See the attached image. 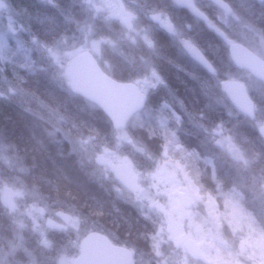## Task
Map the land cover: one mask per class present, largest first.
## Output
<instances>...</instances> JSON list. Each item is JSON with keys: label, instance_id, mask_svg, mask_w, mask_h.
<instances>
[{"label": "trees", "instance_id": "16d2710c", "mask_svg": "<svg viewBox=\"0 0 264 264\" xmlns=\"http://www.w3.org/2000/svg\"><path fill=\"white\" fill-rule=\"evenodd\" d=\"M125 1L135 6V17L142 25L144 12L167 14L174 31L183 36H172L148 21L142 28L152 42L148 47L128 42L119 22L106 19L84 0H2L14 15L18 36L0 37V170L15 188L39 196L55 212L70 213L88 225L89 232H100L132 250L134 264L180 263L176 259L181 253L172 242L162 244L164 241L156 237L157 224L127 196L117 194L113 184L99 180L77 152L78 145L87 140L114 147L116 132L96 106L71 92L64 73L43 51L108 40L112 44L102 46L99 62L111 78L137 84L151 67L162 79V84L149 92L145 110L130 122L131 138L153 158L162 147L175 144L177 150L166 152L169 162L185 169L202 191L221 204L239 192L248 213L243 216L246 227L223 218L226 245L220 256L234 258L237 264H252L257 258L255 238L264 235V198L251 200L252 194L243 190L249 186L250 173L247 176L246 171L236 168L208 137L213 127L225 125L228 135L253 160L249 166L252 174L264 179L262 136L247 120H231L217 103L224 97L222 83L244 81L229 59L227 42L232 37L218 22L212 30L187 12H180L171 0ZM195 1L207 9L208 2ZM224 1L246 27L264 38V3ZM215 31L225 32L227 39ZM182 39L201 50L214 67V76L182 51ZM237 42L251 48L244 41ZM260 106L264 114V103ZM226 207L231 210L229 204ZM15 226L0 200V241L5 240V245L12 241ZM51 239L55 245L64 244L57 234Z\"/></svg>", "mask_w": 264, "mask_h": 264}, {"label": "rangeland", "instance_id": "374dc122", "mask_svg": "<svg viewBox=\"0 0 264 264\" xmlns=\"http://www.w3.org/2000/svg\"><path fill=\"white\" fill-rule=\"evenodd\" d=\"M41 1L52 3V0ZM84 2L93 5L97 12L105 14L106 19L119 22L122 36L130 43L144 44L148 47L152 45L149 34L142 29L149 23L148 21L156 26L164 27L172 36H183L174 31L168 18L161 13L144 12L141 17L144 20L142 25V21H138L135 17V6L125 0H84ZM0 6H2L0 37L18 36L12 11L3 4L2 0H0ZM212 14L218 23L228 30L232 37L231 42L241 40L248 43L255 53L264 59V38L257 31L246 27L234 12L213 11ZM108 44L112 43L108 40H91L81 47L64 50L43 48V51L69 81L68 63L77 53L89 50L101 59V48ZM180 46L182 51L188 54L192 44L182 39ZM147 68V71L137 80V85L144 93L149 94L162 84V79L154 69ZM241 76L245 80L243 82L247 83L249 91L256 92V87H253L251 80L244 74ZM215 87L217 89V86ZM221 87L224 97L217 100L219 108L231 120L238 119L239 115L226 99V86L221 84ZM260 126L258 124L257 129ZM225 128V125L213 127L208 132L209 141L220 154L230 159L236 168L246 171L247 176L250 173L249 186L243 190L245 193L252 194L251 200L253 198L263 201L261 198H264V179L252 174L249 166L253 160H249L238 143L228 135L230 131L228 132ZM113 141L114 147H108L87 140L84 144L78 145L76 150L81 154L86 165L99 177V180L113 184V189L117 194L122 197L127 196L125 198L137 208H141L146 216L157 224L155 226L156 237L161 242L164 241L162 244L172 242L174 248L181 253L176 259L180 262L179 264H194L188 261V254L182 247L181 243L185 239L194 240L202 248L211 264H237L234 258L226 259L220 256V253L222 255V249L226 245L223 218L237 225L241 223V226L246 227L247 218L243 216H248V213L243 208L244 203L238 196L239 192L235 191L228 201L227 204L231 209L228 210L226 203L221 204L209 192L202 191L201 187L199 188L191 179L192 175L188 174L185 169L178 167L174 162H169L166 152L177 150L178 147L174 146L175 144L169 143L166 147H162L157 158H153L134 142L128 129L116 132ZM122 173L133 175L140 186L139 194L131 195L119 186L117 175ZM185 197H189L193 202V207L189 210L182 205ZM39 198L35 194H28L12 186L9 177L0 170V200L7 216L16 225L15 234L13 237L10 236L12 241L7 245H5V240L0 241V264H38L36 258L47 255L45 251L51 249V245H45L48 236L59 233L63 237L64 244L61 245V257L58 264H72L77 255L79 243L82 237L89 233L90 228L70 213L55 212L51 205ZM228 233L232 234V232ZM253 246L257 252V258L252 264H264L263 234L255 238Z\"/></svg>", "mask_w": 264, "mask_h": 264}, {"label": "water", "instance_id": "95a60500", "mask_svg": "<svg viewBox=\"0 0 264 264\" xmlns=\"http://www.w3.org/2000/svg\"><path fill=\"white\" fill-rule=\"evenodd\" d=\"M177 6L188 9L195 17L207 22L203 15L190 0H173ZM222 11L230 10L223 0H208ZM264 2V0H257ZM189 57L214 74V69L197 47L188 52ZM229 55L233 64L241 70H247L255 78L264 82V62L246 47L240 44L229 46ZM67 74L70 80L71 92L90 104L99 108L109 119L114 130L126 129L131 119L141 112L147 103V96L133 83H121L109 77L100 67L97 58L90 51L76 54L69 62ZM226 96L240 113L253 119L254 104L248 96L246 87L237 81L226 83ZM264 133V128L262 129ZM122 187L132 193L139 192V186L130 174L118 175ZM189 210L193 202L189 197L182 201ZM182 245L194 261L210 264L201 247L192 239H185ZM134 258L130 250L114 246L111 241L99 233L87 235L80 243L79 256L73 264H133Z\"/></svg>", "mask_w": 264, "mask_h": 264}, {"label": "flooded vegetation", "instance_id": "af4514ba", "mask_svg": "<svg viewBox=\"0 0 264 264\" xmlns=\"http://www.w3.org/2000/svg\"><path fill=\"white\" fill-rule=\"evenodd\" d=\"M192 1V3H193V5L203 14V15H205L206 17H207V19H208V21L207 22H204V21H202V20H200V19H198L197 17H195L188 9H186V8H181V7H178L176 4H175V2L173 1V0H171L170 1V4L172 5V6H174L175 8H177V9H179L180 10V12H183V13H188V14H190L191 16H192V18L193 19H195L196 21H199V22H201V23H203V24H205V25H209L210 27V29H214L213 28V24H216L218 21H217V19L215 18V16H213V14H212V12L213 11H218V12H221V11H219L215 6H213L212 4H210L209 2H208V5L210 6L209 8H204V7H201V6H199L198 4H196V1L195 0H191ZM204 1H206V0H204ZM256 2H258L257 0H255ZM207 2V1H206ZM258 3H260V4H263V3H261V2H258ZM210 13H209V12ZM231 11V10H230ZM222 13H228L227 11L226 12H222ZM213 16L212 17V20H210V18H209V16ZM163 16H165L166 18H168V20L170 21V19H169V17H168V15L167 14H163ZM216 22V23H215ZM170 23H171V21H170ZM172 24V23H171ZM217 24H219V23H217ZM157 27H160V28H163L164 29V27H161V26H157ZM165 31H166V29H164ZM216 30V29H215ZM215 34H217L218 36L220 35V36H224L223 38L226 40L227 39V37L226 36H228L225 32H222V31H215ZM230 35V34H229ZM231 36V35H230ZM242 44V43H241ZM244 45V44H243ZM244 46H246L247 48H249L251 51H253V52H255L252 48H250L249 46H247V45H244ZM261 60H263L264 61V59L261 57V56H259L257 53H255ZM240 71V74H244V75H246L247 76V78H249L250 80H251V83L253 84V87H256V92H249V95H250V99L252 100V102H253V104H254V109H255V111H254V114H255V116H254V118L252 119V120H250V119H248L247 117H245L244 115H242L241 113H239L237 110H236V113L239 115V118H242V119H244V120H247L249 123H251V126L254 128V130H256L257 132H259L261 135H262V139H263V143H264V133H263V131H262V129L264 128V114H263V112H262V109H261V106H260V103H264V98L263 97H261V93H264V83L262 82V81H259V80H257V79H255L254 77H252L251 75V77L250 76H248V73L247 72H243V71H241V70H239ZM246 85H247V83H245ZM258 124H260L261 126H260V128L259 129H257V126H258ZM56 235V234H55ZM58 236H60L61 237V239L63 238L62 237V235H61V233H59V234H57ZM60 242H61V240H60ZM45 245H51V249L49 250V251H45V253L47 254V255H45L44 254V256L43 257H40V258H36L37 259V262H38V264H58L59 262H58V260H59V258L61 257L60 256V254H61V243H60V245L58 246V245H55L54 244V242L52 241V239H51V235L50 236H48V239H47V242L45 243ZM77 255H78V252H77ZM76 255V256H77ZM75 256V257H76ZM74 257V258H75Z\"/></svg>", "mask_w": 264, "mask_h": 264}]
</instances>
